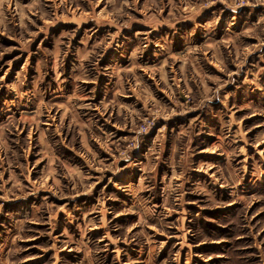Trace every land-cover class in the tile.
Listing matches in <instances>:
<instances>
[{
    "label": "rangeland",
    "instance_id": "obj_1",
    "mask_svg": "<svg viewBox=\"0 0 264 264\" xmlns=\"http://www.w3.org/2000/svg\"><path fill=\"white\" fill-rule=\"evenodd\" d=\"M0 264H264V0H0Z\"/></svg>",
    "mask_w": 264,
    "mask_h": 264
}]
</instances>
